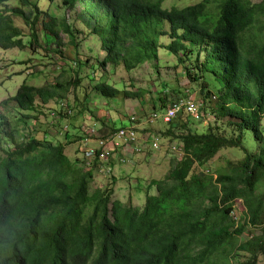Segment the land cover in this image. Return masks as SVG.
I'll return each instance as SVG.
<instances>
[{"label":"trees","instance_id":"16d2710c","mask_svg":"<svg viewBox=\"0 0 264 264\" xmlns=\"http://www.w3.org/2000/svg\"><path fill=\"white\" fill-rule=\"evenodd\" d=\"M61 2L74 17L55 14L48 3L0 0V49L31 47L39 56L42 51L62 55L63 33L77 54V35L95 36L105 57L96 59L93 73L110 65L135 71L158 60L160 49L181 64L194 55L184 73L192 83L201 81L195 118L207 122L209 113L213 121L198 129L183 108L169 122H154L155 132L145 131L180 149L182 158L172 161L165 178L139 190L146 196L138 207L113 199L111 188L90 189L92 170L83 172L79 151L66 152L73 137L68 128L58 133H65L60 141L47 139L46 133L38 137L28 124L39 119L31 113L46 115L44 107L55 99L48 123L50 114L70 116L66 96L73 90L77 97L80 70L90 59L82 61L77 54L69 79L44 86L23 83L0 103V264H259L264 258V0H199L183 8H166L165 0ZM165 23L170 31L163 30ZM41 35L42 44L54 48L43 47ZM166 37L170 43L161 44ZM95 89L107 100L121 94L107 82ZM164 91L161 105L153 104L158 114L188 99ZM124 92L125 98L143 97V92ZM8 108L17 114L15 123L3 113ZM81 127L74 135L80 141L88 136ZM98 131L97 137L109 138L119 129L105 133L100 125ZM123 148L125 143L106 161L97 152L92 168L103 166L101 173H110L111 157L120 159ZM232 148L242 157L215 169L216 155ZM206 166L208 172L202 169ZM248 228L260 233L242 241Z\"/></svg>","mask_w":264,"mask_h":264},{"label":"rangeland","instance_id":"374dc122","mask_svg":"<svg viewBox=\"0 0 264 264\" xmlns=\"http://www.w3.org/2000/svg\"><path fill=\"white\" fill-rule=\"evenodd\" d=\"M198 1L165 0L164 6L166 8H171V6L183 8ZM251 1L258 3L263 0ZM33 2L39 3L40 6L48 3V9L55 12V14H65L66 18L74 17L71 13L61 8V0H33ZM163 28L164 31H170L167 23L164 24ZM60 37L64 44H66L62 55L56 52L47 53L42 51L44 55L39 56L31 47H25L23 50L14 48L8 51L0 49V103L14 95L23 83L33 86H44L46 83H54L58 78L65 80L69 79V77H74V71L77 69L74 59L80 56L82 61H86L89 58L90 63L84 65L80 70L83 82L80 90L77 92V97L73 90L66 96L65 101L69 107L71 106L70 116L61 119L58 117L53 118L50 114L51 123H48L49 118L46 115H49V111L58 103L55 99L44 107L46 115L44 112L43 114L31 113V115L39 119H30L28 124L37 131L34 133L38 137L41 133H46L47 139L53 138L60 141L65 133L62 135L58 133L66 131L63 129V126L67 124L70 131L69 136H73L74 139L72 137L67 142L66 152L73 156V154L79 151V155L81 154L83 158L81 142L74 136L79 133V126L85 125L99 130L101 125V129L103 127V131L106 133L114 127L118 129L128 128L131 125L130 121H132V118H135L136 121L140 120V124L132 122L136 129H139V135L135 143L138 148H135L136 146L133 144H125V148L122 151H118L120 159L115 156L111 157V168H108L110 173L106 175L101 173L103 166L87 168L83 164L80 167H82L83 172L84 170H92L94 183L90 186L91 190H106L111 188L114 192L113 199L122 201L125 204H129L131 201V204L134 206L141 207L144 204L146 195L144 192H139V190L145 191L150 187L151 181L165 178L169 174L172 161H180L182 158L180 149L175 150L172 146L169 147L170 144L166 140L162 139V142L158 135H151L145 132L148 129L154 132L157 130V125L147 126L148 120H150L154 112L153 104H156L157 107L161 105L158 97L160 92L164 91L162 90L163 84H167L169 88L167 92H165L166 90L164 91L166 94L171 95L172 92L175 93L174 99L186 97L194 98L198 101L201 81L199 83H192L184 73V66L194 62L195 56H192L191 61L185 60L181 64L176 56L166 54L164 49H160L158 60L148 62L135 71L126 72L122 66L115 68L110 65L98 73H93L91 67L95 64L96 59H103L105 57V47L102 46L101 41L95 36L77 35L78 56L75 49L67 44L68 37L63 33ZM40 38L42 44V35ZM169 43L170 39L168 37L161 39V44L167 45ZM42 46L54 48L53 45L48 44H42ZM26 62L27 64H24ZM99 82L109 83L120 89L121 94L114 100L105 99L95 89V86ZM209 88L215 93L217 92V85L214 83ZM125 90L134 93L143 92V97L135 99L125 98ZM3 113L10 117L11 123H15L17 115L15 111L8 108ZM207 117V122L202 123L193 117L192 123L198 129H203L208 126V123L213 121V116L209 115V113ZM223 123L225 122L222 121ZM262 123L264 127V118ZM149 137L150 140L146 141ZM117 142H120V140ZM153 142L157 144V147H153ZM79 155L77 156L82 159ZM242 155V152L238 149H225L213 159V167L215 169L225 167L228 161H237ZM133 157L134 160L132 161ZM209 168L206 166L202 169L208 172ZM114 178L118 180V183H114ZM138 183L141 185V188H138ZM234 208L237 209L235 215L238 218L241 217V211L238 210L240 203H236ZM259 233L258 230L248 228L241 237V240L246 241L252 237L251 235H258ZM259 264H264V258H260Z\"/></svg>","mask_w":264,"mask_h":264},{"label":"built area","instance_id":"2783aa9c","mask_svg":"<svg viewBox=\"0 0 264 264\" xmlns=\"http://www.w3.org/2000/svg\"><path fill=\"white\" fill-rule=\"evenodd\" d=\"M183 108H185L189 114L192 117H198V113L201 108V104L198 103L197 101H194L192 98H188L186 100H180L174 102L164 113L158 114L155 111L152 113L150 120H148L149 124H153L159 119H163L164 122H169L177 115L182 112ZM71 112L69 113V115ZM57 116L53 115V118H56ZM136 119L132 118L131 125L128 128H122L117 131L114 136L109 137V138H100L98 136V130H95L94 128L90 126H85L82 125L81 131L82 133H87L88 136L84 137L80 142H81V147H82V153H83V158L84 159V165L87 168H92V162L97 159V152L101 151V154L99 158L101 160L106 159L108 160V157L110 156V153L115 151V149L121 144H133L135 145L138 137L137 129L133 123L135 122ZM133 122V123H132ZM67 126H65V130H67ZM97 137V140L94 139L92 141L93 145H90L89 140L91 138ZM120 142H117L119 141ZM150 140L149 138L146 140ZM124 141V142H123ZM153 147H157V144L155 142L152 143ZM127 146V145H126ZM136 146V145H135ZM135 148H138L137 146ZM175 149V148H174ZM135 150V149H134ZM176 150V149H175ZM103 160V161H106Z\"/></svg>","mask_w":264,"mask_h":264},{"label":"clouds","instance_id":"9594fccd","mask_svg":"<svg viewBox=\"0 0 264 264\" xmlns=\"http://www.w3.org/2000/svg\"><path fill=\"white\" fill-rule=\"evenodd\" d=\"M65 126H67V127H68V125H65ZM65 126H63V128H65Z\"/></svg>","mask_w":264,"mask_h":264}]
</instances>
